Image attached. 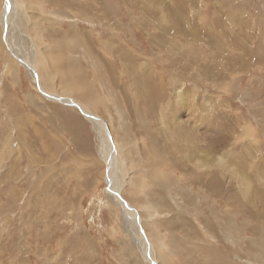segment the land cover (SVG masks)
<instances>
[{
  "label": "rangeland",
  "instance_id": "374dc122",
  "mask_svg": "<svg viewBox=\"0 0 264 264\" xmlns=\"http://www.w3.org/2000/svg\"><path fill=\"white\" fill-rule=\"evenodd\" d=\"M5 4L0 264H146L107 194L93 125L37 92L8 53ZM14 10L13 43L39 70L43 36L83 40L75 51L97 83L91 74L77 92L62 80L68 96L52 93H76L108 121L122 197L157 264H264V0H16Z\"/></svg>",
  "mask_w": 264,
  "mask_h": 264
},
{
  "label": "bare ground",
  "instance_id": "6f19581e",
  "mask_svg": "<svg viewBox=\"0 0 264 264\" xmlns=\"http://www.w3.org/2000/svg\"><path fill=\"white\" fill-rule=\"evenodd\" d=\"M15 1L16 0H6L4 9L1 11V24L4 30V42L8 47V53L12 57H14L23 68H25L30 80L34 84H36L35 86L37 92H39L40 94L43 93L42 95L50 101L60 102L66 107L69 106V108L72 107L78 109L84 114L86 118H88L89 122L93 125L99 142L100 158L107 165V174L105 178L107 194L112 202H114V204L117 205L123 212V223L126 233L131 236L134 242L137 244L143 259L146 261V264H157L154 245L149 240V236L144 230L142 219L140 218L138 210L132 207V205H130L122 197V188L125 184V178L122 169L123 167L119 168V163L121 164V153H118L117 149H119V146L114 142L112 138L108 121L104 120L102 117L96 114H90L87 109L85 110L81 107L82 105L80 103L79 104L81 106L71 100L62 98L61 95L49 93L48 91H46L44 87V85L46 86V84H43V79L40 76L39 69L37 68L38 55L35 53L29 56L23 55L18 46L13 43L11 37V24L15 12ZM44 94H46L47 96Z\"/></svg>",
  "mask_w": 264,
  "mask_h": 264
},
{
  "label": "crops",
  "instance_id": "0c3cea01",
  "mask_svg": "<svg viewBox=\"0 0 264 264\" xmlns=\"http://www.w3.org/2000/svg\"><path fill=\"white\" fill-rule=\"evenodd\" d=\"M50 35H51L52 41L50 39ZM43 38H44V41H39V43L42 45L41 50L43 54V57L41 59L42 67L40 68L39 73L42 77L47 76L49 81L51 82V85L45 86L46 91H48L49 93H52V88L57 86L58 88L57 92L68 96L67 94L61 91L62 88L64 90H67L64 83H63L62 88H60L61 81L65 80L64 82L76 85L77 92H82L83 87L80 88V84L82 83L84 78H87L90 80L91 74L93 75L92 76L93 81H95V84L97 83L96 82L97 77L93 70L92 71L82 70L84 64H89L87 62L85 53L84 52L78 53L75 51V50L82 48L83 40H81L80 42L77 41L76 42L77 45L74 48H71L70 43L74 38H76V36L74 37V36H68V35L48 34L46 36H43ZM65 42L68 44L66 48H65ZM57 43L60 44V47L54 48V50H52L50 45L51 44L56 45ZM46 44H49V45H46ZM52 56H55L56 60L58 61L57 66H56V69L58 72L54 71V67L52 65V59H51ZM75 78H79V81L77 83H74L73 81ZM70 97L76 98L77 101L80 102V104L84 105V103L80 100V98H77L76 93L71 94ZM62 98L71 100L74 103L81 106L75 99L66 98L63 96ZM53 103H56V102H53ZM60 105L64 106L63 104H60ZM81 107L84 108L83 106ZM64 108L66 107L64 106ZM88 112L92 115H95L94 113L90 111ZM87 121L89 120L87 119ZM74 153L82 156L81 154H83V151L81 150L79 152H74Z\"/></svg>",
  "mask_w": 264,
  "mask_h": 264
},
{
  "label": "water",
  "instance_id": "95a60500",
  "mask_svg": "<svg viewBox=\"0 0 264 264\" xmlns=\"http://www.w3.org/2000/svg\"><path fill=\"white\" fill-rule=\"evenodd\" d=\"M5 34H6V29H5ZM4 40H5V38H4ZM42 93V92H41ZM43 94V93H42ZM44 95H46V94H44ZM47 96V95H46ZM49 97V96H48ZM76 106V105H75ZM77 107V106H76Z\"/></svg>",
  "mask_w": 264,
  "mask_h": 264
}]
</instances>
